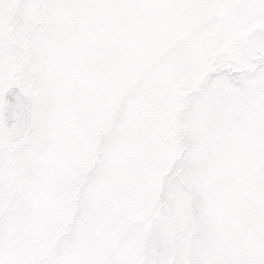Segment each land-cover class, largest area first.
Instances as JSON below:
<instances>
[{
  "label": "rangeland",
  "instance_id": "rangeland-1",
  "mask_svg": "<svg viewBox=\"0 0 264 264\" xmlns=\"http://www.w3.org/2000/svg\"><path fill=\"white\" fill-rule=\"evenodd\" d=\"M112 2L0 0V225L10 221L9 247L28 231L53 115L79 131L99 112L89 146L55 177L66 197L26 245L49 258L106 261L128 247L139 260L179 256L185 264L256 255L264 95L209 74L256 70L264 16L241 0H133L122 40L105 33L119 20ZM234 16L240 23L223 33ZM198 40L212 52L193 76Z\"/></svg>",
  "mask_w": 264,
  "mask_h": 264
},
{
  "label": "snow or ice",
  "instance_id": "snow-or-ice-1",
  "mask_svg": "<svg viewBox=\"0 0 264 264\" xmlns=\"http://www.w3.org/2000/svg\"><path fill=\"white\" fill-rule=\"evenodd\" d=\"M220 2L221 0H208L209 4H214L215 6H219ZM239 7L248 12H255L264 16V0H241ZM240 21V16L230 18L222 26V32L227 33L230 29L236 27ZM211 52L212 48L207 46L203 40H198L193 44L189 54V59L192 63L191 75L195 76L198 73L200 66L207 62ZM224 78H227V81L232 83L248 81L250 87L259 89L260 93L264 95V56L257 62L256 70L252 73H245L238 77L217 70L215 73L209 74L210 81ZM100 115L101 113L99 112H93L85 122V126L79 131L73 129L70 122L65 121L63 118L58 119L53 115L51 123L46 129L49 143L39 168L35 190L30 198L32 214L28 231L25 238L18 241L12 248L9 247L10 240L6 238L10 221L0 225V264H185L183 258L179 256H174L172 259L163 256L139 260L133 254L131 247L123 249L117 256L107 261L98 257L88 259H78L69 256L49 258L43 254V250L36 243L25 244L24 240L33 239L40 235L43 225L49 219L50 207L66 197L63 188L57 190L53 187L55 177L61 171L65 160L77 159L78 153L89 146V137L94 121ZM173 151L172 148H168L167 158L172 157ZM109 152H111V149H109ZM163 163H166V159L160 165L153 166L154 175L159 172ZM170 178L173 183H179V178L172 177L171 174ZM208 181L209 177L205 175L203 181L205 189L208 187ZM201 264H264V240L261 241L259 252L247 259H206Z\"/></svg>",
  "mask_w": 264,
  "mask_h": 264
},
{
  "label": "trees",
  "instance_id": "trees-1",
  "mask_svg": "<svg viewBox=\"0 0 264 264\" xmlns=\"http://www.w3.org/2000/svg\"><path fill=\"white\" fill-rule=\"evenodd\" d=\"M133 0H113L112 5L114 6V10L117 12L118 11V22L115 24L113 23L109 29H107L105 31L106 35H112V38L115 39V35L119 36L120 38H122V40H124V37H129V33L127 34L124 30H123V26L122 23L120 25V22H122L121 19L123 17V15L126 13V11L131 10V8H133ZM113 21V20H112ZM125 34V35H124ZM122 35V36H121ZM132 36V35H131Z\"/></svg>",
  "mask_w": 264,
  "mask_h": 264
}]
</instances>
